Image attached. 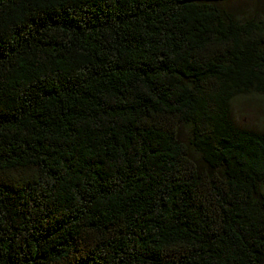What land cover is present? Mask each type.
<instances>
[{
	"label": "trees",
	"instance_id": "16d2710c",
	"mask_svg": "<svg viewBox=\"0 0 264 264\" xmlns=\"http://www.w3.org/2000/svg\"><path fill=\"white\" fill-rule=\"evenodd\" d=\"M264 0H0V264H264Z\"/></svg>",
	"mask_w": 264,
	"mask_h": 264
},
{
	"label": "rangeland",
	"instance_id": "374dc122",
	"mask_svg": "<svg viewBox=\"0 0 264 264\" xmlns=\"http://www.w3.org/2000/svg\"><path fill=\"white\" fill-rule=\"evenodd\" d=\"M234 115L238 122L248 127L264 126V101L260 98L247 97L236 102Z\"/></svg>",
	"mask_w": 264,
	"mask_h": 264
}]
</instances>
